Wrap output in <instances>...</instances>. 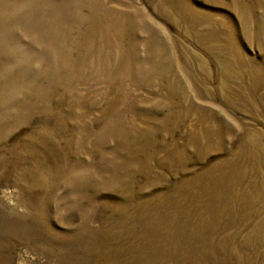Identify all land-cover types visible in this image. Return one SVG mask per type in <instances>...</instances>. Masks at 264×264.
I'll use <instances>...</instances> for the list:
<instances>
[{"label":"rangeland","instance_id":"obj_1","mask_svg":"<svg viewBox=\"0 0 264 264\" xmlns=\"http://www.w3.org/2000/svg\"><path fill=\"white\" fill-rule=\"evenodd\" d=\"M236 53L264 70V0H0V264H264Z\"/></svg>","mask_w":264,"mask_h":264},{"label":"bare ground","instance_id":"obj_2","mask_svg":"<svg viewBox=\"0 0 264 264\" xmlns=\"http://www.w3.org/2000/svg\"><path fill=\"white\" fill-rule=\"evenodd\" d=\"M25 5H28L26 3H24ZM23 4V6H25ZM29 6V5H28ZM27 7V6H26ZM215 22V21H214ZM113 22H111L108 27V30L109 31H112V32H116L117 29H118V26L117 27H114V26H111ZM219 27V26H218ZM217 27V28H218ZM216 36V35H215ZM211 37V36H210ZM211 39V38H210ZM213 39V37H212ZM226 39V38H224ZM216 40V39H215ZM219 41V40H218ZM226 41V40H225ZM215 43V41H214ZM221 43V42H220ZM223 43V41H222ZM233 43V42H232ZM211 44V43H210ZM199 45V44H198ZM214 45V44H212ZM221 45V44H220ZM235 45V44H234ZM215 46V45H214ZM213 46V48H214ZM221 47V46H220ZM225 49V47H223ZM212 49V47H211ZM218 49V48H217ZM214 50V49H213ZM235 50V49H234ZM228 51V50H227ZM215 52V51H214ZM220 52V51H219ZM222 52V51H221ZM241 56L239 54H234V58L232 60H228V61H219V64L217 65L218 66V72L221 71V74H222V79H225L226 81L228 82H231L235 88V86L240 82L241 78H243L244 76H246L247 80H248V86L247 87H243V89H239L238 92V97L240 99H247L246 103H239L241 104V108L244 109L248 114L250 115H254V117H257V116H262L264 114V70L262 68H256V67H253L251 64H248V65H245L244 63H241ZM204 70H207L205 71V74L203 77H201L200 81L202 82H211L212 81V73L204 68ZM232 88H229L227 86H224L222 88L221 91V94L225 97L227 96L228 94V90H230ZM256 89V92H260L257 94L256 92H254ZM262 91V92H261ZM253 92V93H251ZM213 119L212 118H207L205 119V122L203 123V127H209L210 124L212 123ZM255 136H257V134L255 133L254 134ZM249 221H252L251 218H249ZM251 219V220H250ZM151 222V221H150ZM199 227H195V231L197 232L198 230H201L203 231V227L204 226H201V224L199 222H195ZM150 224V223H149ZM207 224H210L208 221H205V226ZM263 224V223H262ZM159 225V224H158ZM195 225V226H197ZM146 227H149V226H146ZM153 227V225H152ZM163 227V226H162ZM151 228V227H150ZM159 228V227H158ZM165 228V227H164ZM172 228V227H171ZM182 228V227H181ZM107 229V228H106ZM115 229V228H114ZM154 229V228H153ZM156 229V228H155ZM165 230V229H164ZM171 230V229H170ZM169 230V231H170ZM110 232V231H109ZM154 232V231H153ZM183 232V231H182ZM204 232V231H203ZM108 233V232H107ZM148 233V232H147ZM163 233V232H162ZM184 233V232H183ZM121 234V232H120ZM188 234V233H187ZM117 235V234H116ZM175 235V234H174ZM199 235V234H197ZM157 237V236H156ZM182 237V236H181ZM113 238V237H112ZM204 238L206 239H211L210 236L206 235L204 236ZM221 239H218L217 242L215 243L218 248L219 247H223V239H222V236L220 237ZM117 239V238H116ZM119 239V238H118ZM200 239V238H199ZM153 240V239H152ZM202 239L199 240V242H201ZM246 243H251L252 240L251 238L250 239H245ZM159 241V240H158ZM179 241V240H178ZM205 241V240H204ZM165 242V241H164ZM182 242V240H181ZM195 241H193L194 243ZM157 243V242H156ZM168 243V242H167ZM173 243V242H172ZM188 243V242H187ZM159 244V243H158ZM162 244V243H161ZM160 244V245H161ZM184 244V243H183ZM197 248L198 246H200V248L202 249V245H199L198 242L196 241L195 242ZM215 244H213L212 240L209 244H205L207 247V249L211 248L212 246H214ZM155 245V244H154ZM164 245V244H163ZM170 246V244H168ZM189 245V244H188ZM215 245V246H216ZM251 245V244H250ZM241 246V245H240ZM154 247V246H153ZM152 247V248H153ZM157 247V245H156ZM162 247V246H161ZM174 247V246H173ZM239 248V246H237ZM146 248V247H145ZM151 248V247H150ZM167 248V247H166ZM172 248V247H171ZM175 248V247H174ZM173 248V249H174ZM191 248V247H190ZM196 248V249H197ZM216 248V247H215ZM149 249V248H148ZM155 249V248H154ZM161 249V248H160ZM163 249V248H162ZM186 249V248H185ZM204 249V248H203ZM207 249H205L204 251L206 252ZM237 249V248H236ZM235 249V250H236ZM167 250V249H166ZM179 250V249H178ZM177 250V251H178ZM181 250V249H180ZM188 250V249H187ZM186 250V251H187ZM212 250V249H211ZM214 250V249H213ZM219 250V249H218ZM144 251V250H143ZM147 251V250H146ZM155 251V250H153ZM185 251V250H184ZM197 251V250H196ZM238 251V250H237ZM160 252V251H159ZM163 252V251H162ZM198 252V251H197ZM212 252V251H211ZM236 252V251H235ZM234 252V253H235ZM193 253V252H191ZM190 253V254H191ZM210 253V252H209ZM217 253V252H216ZM152 254V253H151ZM165 254V253H164ZM182 254V253H181ZM186 254V253H185ZM189 254V255H190ZM208 255V254H207ZM240 255V254H239ZM243 255V254H242ZM169 256V255H168ZM184 256V255H183ZM200 256V255H199ZM149 257V256H148ZM155 257V256H154ZM165 257V256H164ZM172 257V256H171ZM180 257V256H179ZM202 257V255H201ZM241 257V256H240ZM156 258V257H155ZM182 258V257H181ZM200 258V257H199ZM217 258V257H216ZM167 259V258H166ZM187 259V258H186ZM212 259V258H211ZM144 260V259H143ZM150 260V259H148ZM161 260V259H160ZM201 260V259H200ZM215 260V259H214ZM132 261V260H131ZM168 261V260H167ZM172 261V260H171ZM170 261V262H171ZM184 261V260H183ZM207 261V260H206ZM157 262V260H156ZM188 264H194L193 262H191L190 260L186 261ZM196 262V261H195ZM178 263V262H177ZM182 263V262H181ZM198 263V262H196ZM150 264V263H149ZM155 264V263H154ZM158 264V263H157ZM162 264V263H161ZM239 264V263H238Z\"/></svg>","mask_w":264,"mask_h":264}]
</instances>
